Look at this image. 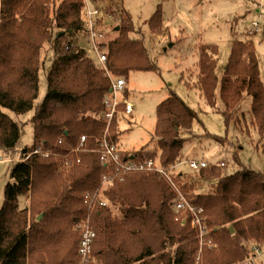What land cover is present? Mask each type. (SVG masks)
I'll list each match as a JSON object with an SVG mask.
<instances>
[{"label":"trees","instance_id":"1","mask_svg":"<svg viewBox=\"0 0 264 264\" xmlns=\"http://www.w3.org/2000/svg\"><path fill=\"white\" fill-rule=\"evenodd\" d=\"M58 1L0 0V152L20 159L10 169L0 209V264H81L77 226L88 217L96 232L93 264H244L256 256L264 248V173L242 165L237 156L240 167L231 172L228 162L221 161L224 166L192 171L196 176L184 171L173 176L186 198L204 209L207 235L215 245L211 249L201 243L191 216L175 209L178 193L164 176H116L102 161L95 150L107 129L102 113L112 89L110 75L128 81L130 72L156 66L143 36H135L139 31L125 7L114 12L118 35L103 44L105 69L73 42L85 26V0ZM163 22L159 4L149 20L152 32H161ZM46 44H52L54 59L46 76V95L37 102ZM198 54V86L209 106L223 113L227 126L232 121L246 124L239 113L245 96H251L248 118L262 141L264 83L253 42L232 44L221 78L216 73L218 46L203 44ZM6 110L34 111L32 145L20 144L22 126ZM118 110L108 135L116 144L124 105ZM197 120V112L173 91L158 105L153 137L158 150L151 155L163 167L184 161V145ZM82 136L87 137L85 146L73 152ZM37 149L51 154L36 153ZM137 155L144 154L133 153ZM105 175L110 177L107 186ZM202 183L209 191L196 192V184ZM100 190L108 204L91 211L85 194ZM28 194L30 200L22 207L21 197Z\"/></svg>","mask_w":264,"mask_h":264},{"label":"rangeland","instance_id":"2","mask_svg":"<svg viewBox=\"0 0 264 264\" xmlns=\"http://www.w3.org/2000/svg\"><path fill=\"white\" fill-rule=\"evenodd\" d=\"M87 1L92 9L97 8L104 12L96 26L98 32L104 33L102 38L107 35V40L103 44L118 35L115 28L119 21L114 12L122 6L128 9L133 17L135 28L139 31L135 36H143L151 62L156 66V70L130 72L125 90L118 94L120 98L127 97L135 106L132 114H121L118 141L121 150L149 155H153V151L158 150L156 141L153 140L157 107L173 91L198 114L193 134L187 137L184 145L182 153L184 161L189 159L206 160L212 163L225 161L228 162L227 169L231 172L240 167L235 162L237 156L242 165L264 173V139L261 141L258 130L251 127L248 118L251 111V96H245L241 104L242 111L239 113L241 120L246 118V124L244 122L237 124L236 121H232L227 126L223 113L209 106L198 86L199 47L203 44L218 46L216 73L221 78L228 63L232 44L238 40L253 42L260 59L261 78L264 83V0ZM159 4H162L164 28L161 32L154 33L150 28L149 20ZM106 9L108 11H105ZM255 20L260 23L256 32L252 30L251 25ZM107 22L109 26L106 25ZM251 31L254 33L250 34ZM85 33H87L86 26L74 35L73 42L87 49L90 56L107 69L105 63L98 62V55L93 51L88 35ZM106 45H102L103 51H106ZM42 54L44 67L40 73L37 102L41 101L47 92L46 76L54 59L52 44L44 45ZM116 78V75L111 74V79ZM219 106L224 109L221 101ZM6 112L22 126L20 144L32 145L34 140L31 118L34 111L31 110L25 114H16L10 110ZM109 128L110 125L107 129L108 134ZM208 133L225 138V141L221 143L211 138ZM156 154L159 152L157 151ZM17 158L16 154L13 158L10 156L5 158L0 152V209L4 202L5 186L11 181L10 169L16 161L20 160ZM173 171H184L189 173H185L186 176H196L188 164L184 163ZM195 188L196 192L209 191L207 183L196 184ZM29 200L30 194L21 197V206H26ZM209 239L207 235V240L210 241ZM206 243L209 244L207 241ZM207 244L203 246L209 249L215 247V245L210 247ZM201 251L202 248L199 254ZM80 262L81 264L96 263L94 259L91 262L83 260ZM244 264H264V248L258 251L256 256L253 255L245 260Z\"/></svg>","mask_w":264,"mask_h":264},{"label":"built area","instance_id":"3","mask_svg":"<svg viewBox=\"0 0 264 264\" xmlns=\"http://www.w3.org/2000/svg\"><path fill=\"white\" fill-rule=\"evenodd\" d=\"M104 12L100 9H92L89 5V2L85 0V16L88 21V38L91 42V46L94 52L98 55V60L101 63H105L107 60L106 52L103 51V41L102 38L104 33L98 32L96 30V26L98 23V19H102ZM252 30L254 32L257 31L260 23L258 21H253L251 23ZM253 31L250 34L254 33ZM110 75V74H109ZM111 77V75H110ZM112 80V89L111 92L106 98L104 99V112L102 113L103 120L107 123V129L111 124L112 119L114 116L119 113V106L122 104L124 105V112L126 114H130L134 111V104L128 100L127 97L123 96L120 98L118 95L121 94L123 90H125L127 85V80L124 77L111 79ZM103 136L100 140L98 148L95 150L101 154L102 161L108 165L110 168L114 170V174L116 176H122L123 174L130 173V172H158L162 176H164L171 185L176 189L178 193V198L174 202V207L178 212L182 214H189L191 216V225L195 228L198 232L199 238L202 244H207L209 242L210 247L213 246L211 241H208L206 235L208 233V227L205 222V217L203 215L204 209L198 208L194 206L183 194L180 188L176 185L173 176L174 173H178L179 171H173L176 167L180 164H188L189 168L193 171L201 170L202 168L207 167H216V166H224V162H208L206 160H199V159H189L184 162H181L177 166H172L170 168L163 167L159 160L152 155L144 154L142 157L140 156H133V153L125 154L126 151L121 150L118 144L111 143L108 139V133ZM87 141L86 136H82L80 143L76 149L73 150L79 151L82 147L85 146ZM36 153H41L45 156H49L51 152H43L42 149H37ZM130 154V155H129ZM78 161H80L78 159ZM68 164V162H67ZM110 177L105 175L104 177V184L109 183ZM102 190L97 192H87L85 194V203L88 204L91 211L94 209L95 206H105L108 204L107 200L103 198ZM77 229L81 233V241L79 245V255L84 262H91L94 258L93 256V244L96 238V232L91 225V218L88 217L83 222L79 223ZM260 251V250H258Z\"/></svg>","mask_w":264,"mask_h":264},{"label":"crops","instance_id":"4","mask_svg":"<svg viewBox=\"0 0 264 264\" xmlns=\"http://www.w3.org/2000/svg\"><path fill=\"white\" fill-rule=\"evenodd\" d=\"M104 21H105V20H104ZM106 21H107V20H106ZM105 23H106V22H105ZM106 25L109 26L108 22H107ZM106 25H105V26H106ZM85 26H86V28H87V33H85V34H88V21H87V18H86V20H85ZM105 36H106V37H105L104 39H102L103 42H106V40H107V39H106V38H107V35H105ZM134 108H135V106H134ZM133 112H134V111H133ZM133 112H132V113H133ZM124 113H125V112H124ZM132 113H130V114H132ZM140 150H141V149H140Z\"/></svg>","mask_w":264,"mask_h":264},{"label":"water","instance_id":"5","mask_svg":"<svg viewBox=\"0 0 264 264\" xmlns=\"http://www.w3.org/2000/svg\"><path fill=\"white\" fill-rule=\"evenodd\" d=\"M66 134L68 133V131L65 132ZM42 216H40L39 218L41 219ZM231 230L233 231V227H231Z\"/></svg>","mask_w":264,"mask_h":264}]
</instances>
